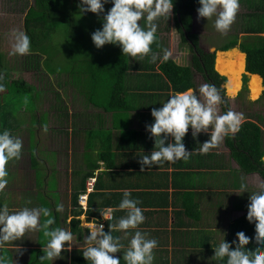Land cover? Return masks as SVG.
I'll use <instances>...</instances> for the list:
<instances>
[{
  "label": "crops",
  "instance_id": "obj_1",
  "mask_svg": "<svg viewBox=\"0 0 264 264\" xmlns=\"http://www.w3.org/2000/svg\"><path fill=\"white\" fill-rule=\"evenodd\" d=\"M57 4V14L61 15L57 17V25H70L71 29L76 28L79 32L86 28L85 25H72V17L79 14L78 0H59ZM9 5L11 11L8 13L22 16L24 29V17L29 10H33L34 0H9ZM110 7V3L104 5L105 13ZM5 13L1 9L0 15ZM84 14L88 15L89 20L99 22L96 29L101 27L102 13ZM155 22L158 25L156 40L151 47L152 52L156 53V60H151V53L143 57L124 54L125 69L120 99L117 101L119 108L107 107V83L94 89L96 85L86 80V68L82 66L89 57L107 61L114 53L113 49L108 44L97 49L90 37H80L78 32L76 40L80 42V38H83L88 42V46H83L89 52L88 58L70 59L68 63H72L71 69H65L64 65L55 73L48 72L43 64L47 79L54 75L68 77L63 81L57 79L59 83L53 104L46 102L45 98L48 97H43L50 92V88H47L40 90L44 95L38 107L32 110L21 108L18 113L27 120V115L38 121L43 116L46 124L35 122L36 126L33 123V128H30L26 124L27 120L20 123L12 119V114L16 112L10 110L7 113L9 115L4 113L7 115L4 122L10 133L21 140L22 149L19 159L5 165L9 182L0 190V203L7 204L10 211L22 207H39V200H47L55 210L57 205H62V210L57 211V227H70L73 239L69 242L71 248L62 250L60 257L51 264H70L72 256L81 254L82 248L87 246L83 236L87 234L88 224L92 220L103 223L104 231H109L108 224L124 215V210L116 208L122 197V189H130L131 197L138 199L143 210L145 219L138 226L139 229L158 242L153 249V264H222V260L212 257L213 248L222 238L220 233L227 235L229 225L246 212L249 197L247 192L239 193V185L243 180L248 190H251L260 176L257 173H244L238 167L225 144V137L217 146L201 153L198 150L199 144L207 140L208 136L202 132L193 139L189 129L183 137L185 148L192 151L187 160L164 162L154 165L152 169L145 167L143 172L140 170L139 156L149 153L154 147V140L145 131V125L152 122L151 109L160 107L174 92H182L189 87L198 94L199 86L204 83L202 76L194 73L191 85L178 90L160 70L159 57L163 50H168L169 59L182 67L189 64L191 53L189 47L179 40L172 12L167 20L161 17ZM47 46H40L36 52L41 59L45 55L42 62L57 54L49 47L51 45ZM198 47L205 53L214 52V59L215 54L221 52L203 44L200 39ZM72 53L75 54V50ZM184 58L187 64H181ZM90 67L88 65L89 70ZM11 73L14 74V71ZM2 96L4 93L0 92V124L3 121L1 111L8 108ZM220 96V110L223 112L226 99L224 90ZM246 102L249 110H234L231 105L229 108L242 114L241 122L255 119L264 133L261 112L255 103ZM252 106L256 113H251ZM38 113L42 114L41 117H38ZM16 125L19 128H14ZM262 142L264 146V135ZM35 172L40 174L39 181L36 180ZM82 193H87L86 206L89 207L85 209L89 212L87 215L86 210H82L75 217L72 211L76 207L72 208L71 199L73 195ZM110 207L114 209L112 219L103 220L99 212ZM82 216L85 218V226L80 223L79 218ZM132 231L129 230L130 233ZM112 234L114 237L119 236L120 242L125 245L130 238H125L122 232L115 230ZM36 238L37 230L26 231L18 240L0 247V257L7 264H24L28 250L37 247Z\"/></svg>",
  "mask_w": 264,
  "mask_h": 264
},
{
  "label": "clouds",
  "instance_id": "obj_2",
  "mask_svg": "<svg viewBox=\"0 0 264 264\" xmlns=\"http://www.w3.org/2000/svg\"><path fill=\"white\" fill-rule=\"evenodd\" d=\"M197 2V19L214 17L213 26L222 34L233 23L240 6V0ZM108 3L111 7L105 13L104 5ZM78 9L79 15L85 12L103 14L101 27L90 36L97 49L105 44L118 45L122 54L143 57L151 53V60L155 61L157 56L151 47L156 40L158 25L155 21L161 17L168 19L173 9V0H78ZM11 36L13 44L9 55L23 56L30 52V37L25 31L14 30ZM169 56L170 52L163 50L160 61H167ZM3 78L0 73V80ZM0 90H3L2 84ZM220 104L221 96L216 86L204 82L199 86L198 94L189 87L169 95L160 107H153L150 112L152 122L145 125V131L154 140V147L149 153L139 156L141 172L145 167L149 170L164 162L187 160L192 151L185 148L183 137L189 129L193 139L202 132L207 134L208 139L199 144L198 150L201 153L217 146L229 134H235L243 116L231 109L222 112ZM21 149L22 142L18 137L12 135L7 128L0 130V190L9 182L5 165L19 159ZM239 187V193L247 192L249 197L245 215L249 220L254 219L255 231L249 233L244 227H240L232 242L224 239L226 233H220L222 238L213 248L212 257L222 260L223 264H264V177L259 178L251 190H248L247 183L243 180ZM121 191L122 197L116 208L124 210V215L108 224L109 231L105 232L104 224L96 220L88 224L87 234L83 236L87 246L81 250L87 264H121V259L124 264H153V249L158 242L155 238H149L138 227L145 219L138 199L131 197L130 189ZM56 210L61 211L62 205H57ZM113 211L110 207L99 213L103 220H109L112 219ZM41 217L46 218L43 223L40 222ZM53 223L47 207H22L10 211L7 204L0 205V247L18 240L26 231L42 229L46 243L40 260L53 262L60 257L62 250L71 248L69 242L73 239L70 227L49 228ZM113 230L122 232L125 238L130 236L126 245L120 242L119 236H113ZM129 230L134 231L130 233ZM250 237L256 241V245L245 247L243 242ZM116 253L121 256L117 257L114 255ZM0 264H7V261L0 257Z\"/></svg>",
  "mask_w": 264,
  "mask_h": 264
},
{
  "label": "trees",
  "instance_id": "obj_3",
  "mask_svg": "<svg viewBox=\"0 0 264 264\" xmlns=\"http://www.w3.org/2000/svg\"><path fill=\"white\" fill-rule=\"evenodd\" d=\"M59 0H34L33 10H29L24 17V31L30 37V52L23 55L27 61L31 63L24 65V70L31 73H45L43 64L46 61H41V56L36 53L40 46L48 43L49 36L53 32L52 30L57 27V17L61 16L57 14ZM259 3H253V0H240L241 2H247L248 8L253 10L252 13L245 15V23L242 30L245 31L248 36H245L242 41L236 39L225 46L219 47L217 50L223 52L231 48L238 47L241 53L245 55V69L250 74L258 75L261 79L262 92L255 101H249L251 104L264 102V36L258 35L264 33V0H258ZM199 7L197 0H173L172 14L174 17L175 27L178 32L179 40L186 44L191 53V59L187 66L176 65L172 60L168 59L165 62L159 64L160 70L171 80L173 85L177 86L178 90H183L191 85L192 77L194 73H198L202 76L204 82L213 84L218 89L219 94L223 95V89L221 85L225 82V78L220 76L213 68L214 64V52L205 53L198 47L199 36L197 33L192 32V18L197 12ZM114 51L110 59L107 61L99 60V58H92L85 60L82 66L86 68L87 81H91L93 85H96L94 89H99L97 86L107 83L108 91V108H119L117 104L119 102L121 94V81L125 65V55L121 53L118 45L108 44ZM157 48V44L155 45ZM2 56L0 54V73L3 74V80H0V84L3 85L2 93H7L9 88L13 86L16 93L26 94L29 93L33 96L35 92L41 93L33 85L26 83L21 78L12 79L10 73L3 67ZM72 63H68L65 69H71ZM88 65L90 70L88 69ZM48 72L55 73L57 69L51 66L44 65ZM92 68V69H91ZM46 70V71H47ZM247 78L245 75L242 77V88L237 93L236 98L242 100L247 92L246 87ZM37 90V91H36ZM36 94L33 98L35 101L38 97ZM225 111L229 110L228 100H224ZM23 108V107H21ZM20 108V110H21ZM3 121L0 124V130L8 128V125L4 122L7 119V115L1 113ZM249 118L239 125V130L235 134H229L225 137V144L230 149L231 155L236 161L238 167L244 173H257L260 178L264 177V162L262 157L264 155V146L262 137L264 135L259 123ZM14 128H19L16 125ZM32 160L35 161L33 158ZM36 180L39 181L40 174L35 172ZM39 184V182L37 183ZM80 195V194H79ZM73 195L71 199V206L75 208L72 211V215L78 217L82 210L77 204L78 196ZM1 205V203H0ZM39 206H44L50 209V215L54 220V223L49 228H57L58 226V213L57 210L52 209L47 200H39ZM88 206V205H87ZM86 206V209H88ZM89 207V206H88ZM85 209V210H86ZM84 211V210H83ZM88 210L85 213L88 215ZM45 217H41L40 222L43 223ZM244 227L249 233L255 231L254 219L249 220L245 215H241L235 219L228 227V233L226 240L233 241L236 237L237 229ZM37 242L36 248L28 250V258L24 264H51V261L40 260V256L44 253L42 251L46 238L43 236V230H37ZM245 247L255 246L256 241L250 237L248 241L243 242ZM234 246V244H233ZM0 248V252H1ZM119 254L117 257H120ZM70 264H87L81 254L72 256ZM121 264L124 261L121 259ZM223 264V261H222Z\"/></svg>",
  "mask_w": 264,
  "mask_h": 264
},
{
  "label": "rangeland",
  "instance_id": "obj_4",
  "mask_svg": "<svg viewBox=\"0 0 264 264\" xmlns=\"http://www.w3.org/2000/svg\"><path fill=\"white\" fill-rule=\"evenodd\" d=\"M259 3L258 0H253V3ZM257 3V4H258ZM1 9L3 11H5V14L0 15V54L2 56V64L3 67L5 69H7V71L10 72V76L12 79H17V78H21L23 79L26 83L33 85L36 89L40 90H46L47 88H50V92H48V95L43 96L44 94L39 93V92H35L33 94L34 97H36L35 95H37V101L33 100V96L29 93L26 94H20V93H16L13 86L9 88V91H7V93L4 94V96H2L1 98H4V102H7L8 104V108H3V110L1 111V113H9V111H13L12 116L15 120V122H20L23 123L24 121L27 120V118H23L20 117L19 111L20 108H28L29 110L34 109L35 107H38L39 103L42 101L41 97H48L45 98L46 102H50L51 104L54 103V100L56 98L57 95V86L58 83L60 81H63V79H66L68 76H66L65 78L61 77V76H52L50 79H47V77L45 76V73H31V72H27L24 70V65L29 64L32 62L31 61H27L25 59V57H21V56H17V55H9V52L11 51L12 48V44H13V39L11 36V33L14 30H23V18L21 15L18 16H14L10 13H8V11H11L10 9V5H9V0H0V11ZM253 10H251L250 8H248V3L247 2H241L239 9L236 13L235 19L233 21V23L230 25L229 29L227 30V32L225 33H220L218 31L215 30L214 26H213V20L214 17L212 19H205V18H199L197 19V12L194 14L193 20H194V32L197 33V35L199 36V39L201 40V42L203 44L209 45V47L213 46L215 49H218L219 47L225 46L226 44H229L230 42L235 41L236 39H238V41H242V39L245 36H248L249 34H246L245 31L242 30V27L244 26L245 23V15H247L248 13H252ZM88 15L83 14V15H79L76 14L74 17H72V25H80L83 26L85 25L86 28L84 27V29L82 28L80 30V32L78 31V29H71L72 27L70 25H65V24H61L59 23V25H57L56 29L52 30L53 32L50 34V38L48 40V43L44 44V45H51L49 46L51 49H53L54 52H56V57L49 59L46 61V63H44V65L46 66H51L52 68H56L57 71L64 68V65H67L68 62L70 61V59H85L88 58V50L83 47L86 46L88 44V42H86L85 40H83V38H80V42L78 40H76V36L78 35V32L80 33V37H83V35L85 36V38H88L91 36V33L96 30V26L99 22H97L96 20H89L87 17ZM258 35H263L264 33H260ZM84 38V39H85ZM86 42V44L84 45V43ZM47 46V47H48ZM88 46V45H87ZM80 49V50H77ZM234 49L236 52H240L238 47H234L231 48L227 51H230ZM75 50V54L72 53V51ZM186 51V47L185 50ZM226 52V51H223ZM189 53V52H188ZM241 53V52H240ZM40 55V54H39ZM44 54L42 56V59L44 58ZM216 54H215V59H216ZM243 70L242 73L239 75V87L238 90L233 94V95H228L226 93V89H225V84L227 82V78L223 75H219L223 76L225 78V82L222 83V87L224 90V94H225V98L228 100V104L229 107L230 105L234 108V110H249L246 108L245 103H247L246 101H255L261 94L262 92V84H261V80H260V93L258 94V96L255 99H252L250 97V91L248 89V82H249V75L250 73L246 71V69L244 68L245 65V55H243ZM92 57H89V59H91ZM41 59V60H42ZM215 59H214V64H213V68L215 70ZM185 61H182L181 64H187V60L184 58ZM11 71H14V74L11 73ZM216 71V70H215ZM217 72V71H216ZM243 75L246 76L247 78V82H246V87H247V92L245 94V96L242 98L243 100H238L236 98L237 93L241 90L242 88V77ZM66 81V80H64ZM37 91V90H36ZM50 93V94H49ZM55 95V96H54ZM249 99V100H248ZM246 100V101H245ZM252 101V102H253ZM256 104V102H255ZM257 108L259 109V111L261 112L260 116L261 119L264 122V102L263 105H261V103H257L256 104ZM49 107V106H48ZM243 107V108H242ZM46 108V106H45ZM48 108H46L45 110H47ZM49 109L53 110L51 108V106L49 107ZM246 109V110H245ZM251 113H256L254 110V107H251ZM9 115V114H7ZM42 114L38 113V117H41ZM29 117V119L27 120V125L30 128H33V123L34 126H36L37 123L42 125L46 124L44 122L43 116H42V120L38 121L36 120L35 117H32L31 115H27ZM37 122V123H35ZM41 122V123H40ZM264 124V123H263ZM53 188V185H50ZM80 219V223L85 226L86 222H85V218H83V216Z\"/></svg>",
  "mask_w": 264,
  "mask_h": 264
},
{
  "label": "bare ground",
  "instance_id": "obj_5",
  "mask_svg": "<svg viewBox=\"0 0 264 264\" xmlns=\"http://www.w3.org/2000/svg\"><path fill=\"white\" fill-rule=\"evenodd\" d=\"M243 53L236 52L234 49L226 52H219L215 59V70L227 78L225 84L226 93L233 95L239 87V75L243 70ZM245 68V65H244ZM248 89L250 97L255 99L260 93V77L249 75Z\"/></svg>",
  "mask_w": 264,
  "mask_h": 264
},
{
  "label": "built area",
  "instance_id": "obj_6",
  "mask_svg": "<svg viewBox=\"0 0 264 264\" xmlns=\"http://www.w3.org/2000/svg\"><path fill=\"white\" fill-rule=\"evenodd\" d=\"M88 184H91V180L88 181ZM86 197L87 193H82L78 196V204L83 210L86 208Z\"/></svg>",
  "mask_w": 264,
  "mask_h": 264
},
{
  "label": "water",
  "instance_id": "obj_7",
  "mask_svg": "<svg viewBox=\"0 0 264 264\" xmlns=\"http://www.w3.org/2000/svg\"><path fill=\"white\" fill-rule=\"evenodd\" d=\"M250 75H253V74H250Z\"/></svg>",
  "mask_w": 264,
  "mask_h": 264
},
{
  "label": "flooded vegetation",
  "instance_id": "obj_8",
  "mask_svg": "<svg viewBox=\"0 0 264 264\" xmlns=\"http://www.w3.org/2000/svg\"><path fill=\"white\" fill-rule=\"evenodd\" d=\"M193 32V31H192ZM218 73V72H217Z\"/></svg>",
  "mask_w": 264,
  "mask_h": 264
}]
</instances>
